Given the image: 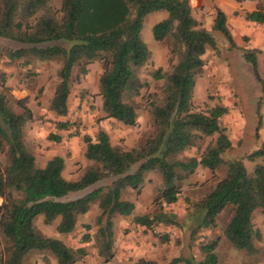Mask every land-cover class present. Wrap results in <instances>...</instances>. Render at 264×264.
Returning <instances> with one entry per match:
<instances>
[{
    "label": "trees",
    "instance_id": "16d2710c",
    "mask_svg": "<svg viewBox=\"0 0 264 264\" xmlns=\"http://www.w3.org/2000/svg\"><path fill=\"white\" fill-rule=\"evenodd\" d=\"M155 12H165L167 17L154 25L153 36L157 41L170 38V54L176 59L170 71L158 68L150 72L154 80L163 83L161 94H155L150 102L155 132L143 146L129 151L113 147L103 130H98L94 138L84 136V157L93 166L77 180L63 177L65 160L60 156L42 168L36 166L24 141V128L33 119L32 111L26 99L15 101L20 113L13 110L7 76L0 70V153L7 160L6 166L0 162V233L8 242L0 252V264H23L31 250L50 251L57 264H77L87 255L89 235L83 236L84 246L70 248L59 240L36 235L33 221L40 215L45 224L58 220V233L68 235L76 228L78 217L94 204L100 208L94 239L97 255L109 262L114 257L113 217L127 218L134 212L132 203L120 200L121 191L130 188L139 192L145 173L157 170L162 185L154 203L159 212L133 216L131 222L144 231L158 225L177 226L176 216L164 213L163 205L177 202L182 182L199 166L214 173L225 165L227 171L208 194L192 205L190 215L198 220V225L191 239L201 227H215L217 217L231 207L233 215L224 230L226 239L247 256L257 252L255 242L261 234L253 217L257 213L264 215V164H255L249 172L243 159L223 160L222 155L232 148L227 128L221 123L228 113L226 107L216 105L204 112L192 111L196 78L204 66L202 57L208 49L220 53L219 38L228 50L241 51L259 85L260 100H264L258 50L238 48L219 8H215L212 26L207 30L193 17L189 0H0V40L5 43L0 49L10 62L22 60L24 66L61 60L60 82L49 106L57 117L68 114L73 69H78V76H85L89 64L101 62L104 70L98 84L105 118L134 127L138 115L130 101L148 88L139 77L149 60L140 33L145 17ZM244 19L264 25V5L258 4ZM258 105L257 132L262 125L261 103ZM69 125L60 120L55 128L66 131ZM206 138L211 142L202 150ZM50 139L61 141L53 134ZM192 148L199 151V158L168 161ZM245 159L264 161V144ZM217 245L213 241L201 246L204 258L199 262L178 257L168 264H218ZM134 264L158 263L141 258Z\"/></svg>",
    "mask_w": 264,
    "mask_h": 264
},
{
    "label": "rangeland",
    "instance_id": "374dc122",
    "mask_svg": "<svg viewBox=\"0 0 264 264\" xmlns=\"http://www.w3.org/2000/svg\"><path fill=\"white\" fill-rule=\"evenodd\" d=\"M213 1L189 0L194 9V16L202 23L212 24L217 8ZM262 4L264 5V1ZM166 17L165 12H155L147 15L143 22L140 38L149 51V60L148 64L139 71V77L148 84V88L142 90L138 98L130 101L138 115L134 127H127L115 120L105 118L98 84L99 76L104 70L101 62L89 64L85 76H78V69H73L68 114L65 117H57L50 111L49 106L55 88L60 82L58 72L62 65L61 60L31 62L30 65L24 66L22 60L10 62L6 58L5 51L0 49V70L7 76L6 84L10 88L13 110L20 113L15 101L26 99V105L33 114L32 121L24 128V141L28 152L35 157L37 167L42 168L50 159L60 156L65 160L63 177L70 181L77 180L88 167L93 166V163L84 157V136L94 138L98 130H103L108 134L113 147L121 151H129L143 146L154 134L150 102L155 94H161L163 83L154 80L150 72L158 68L168 72L176 62L170 54V38L157 41L153 36L154 25ZM252 31L251 38L238 36L236 44L239 49L258 50L256 53L258 73L264 79V46H259L264 39V26H254ZM4 44L0 40V46ZM252 44H256L257 49L255 45L249 47ZM218 48L220 50L218 55L208 49L202 57L204 66L196 78L192 94V111L204 112L207 108L216 105L228 109L221 123L227 128L232 148L223 154L222 158L225 162L243 159L247 170L251 172L255 164H264L260 159L254 162L245 159L264 144V100H260L259 85L250 65L244 62L241 51L228 50L227 44L221 38L218 39ZM259 103H261L262 125L257 132L256 110ZM60 120L68 121L70 128L66 131L57 130L55 123ZM52 134L59 136L61 141L51 140ZM210 142L211 139L206 138L202 150ZM191 157L199 158V151L192 148L169 157L168 161L187 160ZM0 162L3 166L7 165L6 156L1 153ZM226 171L225 165L220 166L214 173L199 166L182 182L177 202L163 205L164 213L176 216L177 226L158 225L152 230L144 231L131 222L133 216L153 215L159 212L154 203L162 185L157 170L145 173L139 192L130 188L122 190L120 200L132 203L134 212L127 218L119 215L113 217L114 257L109 262H103L98 257L94 242L98 230L96 219L100 213L98 204H94L86 214L78 217L76 228L69 234L70 239L67 235L58 233V220L52 224H45L42 215L34 219L33 230L36 235L59 240L70 248L84 246L83 236L89 235L90 240L88 244L86 243L87 255L77 264H134L140 258L158 264H168L178 257L199 262L204 258L201 246L213 241L218 243L215 250L218 264H264V215L260 213L254 215L253 224L260 232L261 239L255 242L257 252L250 256L234 248L224 235V230L233 215L231 207L217 217L215 227H201L191 239V234L198 225V220L190 215L193 211L192 205L208 194L216 183L225 177ZM85 226H89V229ZM7 246L8 242L0 233V252H3ZM22 263L57 264V260L50 251L31 250L25 255Z\"/></svg>",
    "mask_w": 264,
    "mask_h": 264
},
{
    "label": "crops",
    "instance_id": "0c3cea01",
    "mask_svg": "<svg viewBox=\"0 0 264 264\" xmlns=\"http://www.w3.org/2000/svg\"><path fill=\"white\" fill-rule=\"evenodd\" d=\"M209 1H211V0H209ZM263 1L264 0H255V1H244L241 3H238L235 0H214L213 1L216 4V7L219 8L225 14L226 19H227V26H228L230 32L233 33V39H234L235 43H237L238 36L240 37V35H241V37L246 36V37L251 38L252 37L251 34L253 32L252 30H253L254 26H264V25H259L256 23L248 22L244 19L246 13L255 10L256 6L258 4H262ZM190 6L192 9L193 17L198 22H200L202 24V27L209 30L211 28L212 24L208 25V24L202 23L199 18L194 16V9L192 8L191 4H190ZM261 41L262 42L259 46H264V39H262ZM254 45H255V48L257 49L256 44H252L249 47H253ZM139 228H141V227H139ZM67 236L69 237L68 239H70L69 234Z\"/></svg>",
    "mask_w": 264,
    "mask_h": 264
}]
</instances>
